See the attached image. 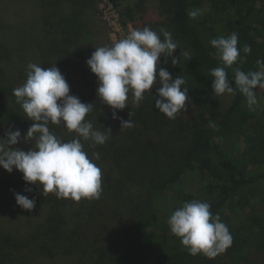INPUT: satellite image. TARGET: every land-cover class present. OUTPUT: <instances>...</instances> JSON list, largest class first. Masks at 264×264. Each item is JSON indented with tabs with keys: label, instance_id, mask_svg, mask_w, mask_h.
<instances>
[{
	"label": "trees",
	"instance_id": "16d2710c",
	"mask_svg": "<svg viewBox=\"0 0 264 264\" xmlns=\"http://www.w3.org/2000/svg\"><path fill=\"white\" fill-rule=\"evenodd\" d=\"M102 1L0 0V136L7 139L11 128L23 138L33 123L13 94L26 81L29 63L55 64L70 94L93 103L85 119L112 133L103 145L82 141L90 156L99 153L100 199L57 198L33 184L35 207L24 209L22 223L6 214L27 182L19 170L0 167V264H264V88L254 89L255 111L238 90L228 101L215 95L211 70L223 64L210 43L238 34L241 59L226 69L234 88L235 68L259 70L264 0H134L121 10L124 26L164 29L178 43V64L160 57L161 66L173 79L183 76L189 89L186 111L175 119L154 106L159 84L139 107L129 94V105L116 110L118 119L97 96V76L86 60L95 47L113 44L97 18ZM109 1L119 8L129 0ZM192 10L201 14L190 18ZM245 44L249 54L242 52ZM128 119L134 126L121 129V120ZM49 127L64 140L77 135L63 125ZM10 147L27 151L33 141ZM192 200L209 203L233 237L214 259L190 255L167 223Z\"/></svg>",
	"mask_w": 264,
	"mask_h": 264
},
{
	"label": "clouds",
	"instance_id": "9594fccd",
	"mask_svg": "<svg viewBox=\"0 0 264 264\" xmlns=\"http://www.w3.org/2000/svg\"><path fill=\"white\" fill-rule=\"evenodd\" d=\"M199 14V10L188 13L193 19ZM210 43L223 64L211 70L213 92L217 96L225 93L234 95L238 90L245 96L249 110L255 111L259 101L254 89L257 86L264 88V60L256 61L257 71L245 72L235 68L234 88L226 69L241 59L238 34L233 32L227 37L220 36ZM177 48L178 43L170 32L161 29L157 33L148 26L132 30L110 46L95 47L86 64L97 76V96L103 104L111 106L114 119L119 118L116 110L129 105V94L133 104L139 107L145 93H152L155 84L160 85L154 95V106L159 112L175 119L177 113L186 111L189 89L185 86V78L180 75L173 79L160 61L161 56L165 58L164 63L172 57L171 63L178 64L179 59L173 55ZM242 52L249 54L250 45L245 44ZM184 56L190 59L189 53L185 52ZM13 94L25 117L33 123L23 138L19 129L13 131L11 128L5 133L7 139L0 136V167L9 173L13 168L19 170L26 182L42 186L44 195L54 193L57 198L76 202L82 198L100 199L103 188L102 169L96 163L99 153L90 156L82 141H90L93 146L103 145L112 133L111 129L104 127L105 131H100L85 119L92 112L93 103H84L70 94V85L55 64L42 68L40 64L29 63L26 81L15 88ZM50 124L63 125L77 135L71 140H64L50 130ZM133 126L131 119L121 120V129ZM21 139L25 143L33 141V147L27 151L10 147ZM15 200L23 209L30 211L35 207V199L26 195L16 193ZM167 223L171 233L180 238L182 245L193 256L203 254L214 259L233 243L228 227L218 214L212 213L207 202H184L172 212Z\"/></svg>",
	"mask_w": 264,
	"mask_h": 264
},
{
	"label": "rangeland",
	"instance_id": "374dc122",
	"mask_svg": "<svg viewBox=\"0 0 264 264\" xmlns=\"http://www.w3.org/2000/svg\"><path fill=\"white\" fill-rule=\"evenodd\" d=\"M134 0H129L123 2L121 7H116L114 4L109 2L108 0H104L100 3L97 12V18L101 20L105 25H107L109 29V36L112 42H116L120 39L125 38L132 30L143 28L144 26L141 24L137 27L134 23H128L127 26H124L121 10L124 8L125 5L128 3L133 4ZM140 24V22H139ZM223 99L227 101L231 99L232 95L230 94H222ZM216 120H214L215 122ZM28 189H31L30 191ZM23 192L29 199H32L34 194V187L32 183H25L23 185ZM27 210L22 209L18 204L13 208L10 207L8 213L6 214L7 217L15 219V222L22 223L21 219L26 217Z\"/></svg>",
	"mask_w": 264,
	"mask_h": 264
},
{
	"label": "built area",
	"instance_id": "2783aa9c",
	"mask_svg": "<svg viewBox=\"0 0 264 264\" xmlns=\"http://www.w3.org/2000/svg\"><path fill=\"white\" fill-rule=\"evenodd\" d=\"M104 1V0H103ZM109 1V0H108ZM110 2V1H109Z\"/></svg>",
	"mask_w": 264,
	"mask_h": 264
}]
</instances>
